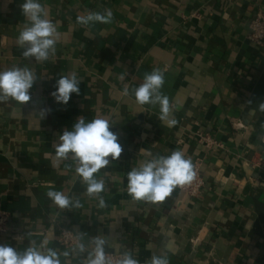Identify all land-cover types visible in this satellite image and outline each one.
Returning a JSON list of instances; mask_svg holds the SVG:
<instances>
[{
    "label": "crops",
    "instance_id": "1",
    "mask_svg": "<svg viewBox=\"0 0 264 264\" xmlns=\"http://www.w3.org/2000/svg\"><path fill=\"white\" fill-rule=\"evenodd\" d=\"M24 2L0 0V71L27 67L37 78L28 103L0 100V245L23 252L50 238L46 248L61 264H84L92 238L103 236L106 253L131 252L139 264L154 254L169 264H264V47L247 39L264 0H38L58 33L46 61L25 58L18 44L30 26ZM106 10L108 23L78 22ZM154 69L164 74L175 125L159 120V104L136 102ZM70 74L80 94L63 105L51 93ZM79 117L108 120L123 148L95 174L103 207L87 195L72 154H55ZM199 136L215 144L206 148ZM176 150L199 163V195L182 198L175 188L162 203L134 200L129 171ZM49 191L80 206L61 209ZM61 229L86 251L59 246Z\"/></svg>",
    "mask_w": 264,
    "mask_h": 264
},
{
    "label": "clouds",
    "instance_id": "2",
    "mask_svg": "<svg viewBox=\"0 0 264 264\" xmlns=\"http://www.w3.org/2000/svg\"><path fill=\"white\" fill-rule=\"evenodd\" d=\"M22 14L30 21L18 36V44L24 48L25 58H34L36 61H46L54 53L58 40L56 26L47 18L48 13L38 0H25L20 6ZM112 13L90 12L86 17H78V22L88 25L89 22L108 23ZM35 74L27 67H13L0 71V100L14 99L19 104H26L31 100L30 89L36 81ZM164 74L159 69L145 74L144 82L135 89L136 102L140 105L151 104L160 106L159 120L168 126L176 124L172 118L169 98L161 92L164 85ZM55 91L51 93L57 103L67 105L73 93L79 95V80L75 74L60 76L56 81ZM127 92V89H125ZM264 111V103L260 105ZM110 123L104 118H94L86 123L83 117L77 118L70 130L59 135V143L55 146L58 158L66 159L72 154L76 164V173L87 185L89 197H97L99 205L105 202L100 193L104 191L103 180L95 178V174L105 168L110 160L120 158L123 148L118 141V135L110 130ZM195 172L190 159L184 157L182 151H172L170 155L158 156L128 173V193L137 201L162 203L168 198L177 186H184L193 181ZM47 196L61 209L79 207V201H73L59 191H49ZM46 238L38 247L30 246L23 252H18L8 244L0 245V264H61L58 253L46 248ZM81 237H77L79 241ZM94 245L88 251L84 264H113L105 252L107 241L103 236H94L91 240ZM46 249V250H45ZM74 251L84 253V243H77ZM64 257L69 253L65 251ZM116 264H139L131 252H125ZM145 264H169L167 257L153 255Z\"/></svg>",
    "mask_w": 264,
    "mask_h": 264
},
{
    "label": "built area",
    "instance_id": "3",
    "mask_svg": "<svg viewBox=\"0 0 264 264\" xmlns=\"http://www.w3.org/2000/svg\"><path fill=\"white\" fill-rule=\"evenodd\" d=\"M255 4L258 0H252ZM249 34L247 39L249 42L255 44L259 47H264V13L260 10H256L254 17L252 18L249 24ZM199 142L206 148L210 145H214L211 139L207 136H199ZM193 171L195 172V177L192 182L184 186H177L178 192L182 195V198L190 199L195 198L199 195L201 189L204 186V181L200 174L199 163H194ZM7 221V214L0 212V232L5 230V225ZM57 244L63 248H71L77 245V237L69 230L61 229L59 237L57 239ZM108 258L112 260L113 264H116V261L121 258L122 254L106 253Z\"/></svg>",
    "mask_w": 264,
    "mask_h": 264
}]
</instances>
